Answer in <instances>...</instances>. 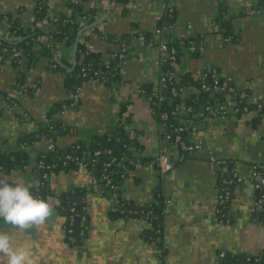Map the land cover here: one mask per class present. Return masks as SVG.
Here are the masks:
<instances>
[{
  "label": "crops",
  "instance_id": "obj_1",
  "mask_svg": "<svg viewBox=\"0 0 264 264\" xmlns=\"http://www.w3.org/2000/svg\"><path fill=\"white\" fill-rule=\"evenodd\" d=\"M38 1L0 0V11L18 15L21 10L20 17L28 25ZM43 1L61 9L68 0ZM163 1L130 0L125 7L111 4L106 10L100 0L86 3L88 8L106 11L98 17L101 22L95 25L97 29L90 27L86 33L87 44L103 60L121 49L120 43L110 42L104 35L122 38L143 32L153 40L139 44L136 38L126 44L128 59L121 82L113 88L98 80L82 84L78 106L53 116L65 126L54 143L65 150L128 119L137 144L126 150L127 178L118 193L120 199L146 206L155 201L158 188L163 190L170 202L164 221L166 264H215L221 251L264 253V218L255 204L258 180L253 174L256 164L264 169V123L254 129L242 114H231L228 121L209 116L201 124L206 126L205 131L198 132L202 149L193 157L180 159L182 152L162 136L163 129L143 93L145 87L156 90L161 78L156 31ZM257 4V0H178L175 35L197 37L200 43L199 57L184 51L178 72L198 77L206 68L215 67L221 76L230 78L234 86L258 97L264 105V17L258 13ZM222 14L232 19L237 40L226 37L229 41L225 42L223 35L213 34L212 21ZM55 49L56 61H74L73 47L59 44ZM52 66L43 56L27 73L25 83L34 90L30 95L19 94L23 119L8 101L17 90L18 71L9 61L0 68V151H19L21 139L32 133L35 140L25 143L29 158L48 151V138H39L38 132L52 120L54 107L70 95L65 86L66 73ZM192 136L190 141L195 139ZM209 150L214 152L215 161L209 157ZM162 152L180 159L164 176L151 162ZM227 161L236 163L234 173L243 182L234 189L228 216L216 222L220 174ZM12 180L25 187L40 184L38 173L31 167ZM48 183L56 194L43 208L0 204V264H160L158 247L147 238L148 222L113 217L117 199L93 172L76 166L51 175ZM61 194H70L88 216L87 233L76 246L65 237V219L58 209Z\"/></svg>",
  "mask_w": 264,
  "mask_h": 264
},
{
  "label": "trees",
  "instance_id": "obj_2",
  "mask_svg": "<svg viewBox=\"0 0 264 264\" xmlns=\"http://www.w3.org/2000/svg\"><path fill=\"white\" fill-rule=\"evenodd\" d=\"M77 1V2H76ZM89 0H68L64 3L61 9H54L55 15L51 14L49 9V4L47 2L40 0L36 3L34 8V15L36 22L42 21L44 19L49 20L52 23V30L49 33H45L41 30L32 31L31 27L24 25L23 19L20 17L21 10L18 11V15L14 13H5L0 15L2 19L3 16H7L11 23V30L20 40L11 42L5 41L0 37V66L4 65L7 61L13 65L18 71L17 78V88L19 86L25 85L28 87V95L32 94L34 88L26 85L25 77L27 73L32 69L35 63L40 57L46 56L52 63V67L56 70H63L66 73L65 86L67 92H75L78 88L82 87L84 82H89L91 80H98L102 82L109 88H113L115 85L121 82L122 70L124 64L120 59L112 60L109 67L104 65V61L97 52L88 51L86 46L81 42L88 38L86 28L97 27L94 25L100 14H104V10L92 9L86 7V3ZM168 1V0H165ZM130 0H111L112 4H120L126 6ZM262 0H258L257 9L262 6ZM178 9H175L173 18L165 17L163 20L158 22V29H161L162 39L168 41L169 55L171 50H176V62H171L170 56L167 54L163 57L161 70L163 72L177 71V66L180 63L181 57L184 51L190 46L191 43L197 44V37H185L180 38L175 35V24L177 21ZM58 16V19L55 20ZM85 18L86 24L81 26L78 22L79 19ZM214 32L216 35H223L226 37H232L234 40L238 39L235 34L232 24V19L227 18L225 15H221L214 20ZM46 35L47 40L45 42H39L38 37ZM105 39L110 42L120 43L121 49L126 48V44H130L132 40L143 37L144 42L148 39L149 42L153 40L149 34L143 32H136L130 35H126L122 38H118L114 35H104ZM64 44L75 49L74 61L69 63L64 60L56 61L54 48L59 45ZM15 49V51H14ZM127 49V48H126ZM18 52V55H16ZM114 52V51H112ZM111 52V53H112ZM110 53V54H111ZM129 50L127 49L126 60L128 59ZM200 53L195 51L192 53L193 57H199ZM0 67V68H1ZM90 69V71H89ZM218 72L219 83L225 82L228 78L221 76L217 68L211 67L206 68L202 74L196 77L194 74L186 73L180 74V80L184 83L185 91L178 96H173L171 94V84L168 86L167 90H163L164 101L156 108L155 115L160 121V116L163 113H167L169 116V124L172 128L168 127L163 130L162 136L165 138L167 135L174 136L175 130L180 127H184L185 131L183 137H186L191 132V125L200 126L204 119L212 116L211 111H216L221 107L233 104L236 108H242V106H247L251 111H253L252 116L249 120V124L254 129H259V127L264 123V105L261 109H257L246 101H241L239 97L234 96V94H229L228 92L216 93L214 91H205L202 89V84H206L211 87L214 85L215 78H211L213 71ZM85 71L88 72L87 76H84ZM98 73V76H94V73ZM206 75V79L203 80L202 77ZM237 93L242 91L238 87L234 86ZM192 90V91H190ZM3 91L0 89V94ZM145 92L147 95H153L150 88L145 87ZM246 93H249L245 90ZM71 100L68 98L63 103L55 106L54 113H52V120L44 124V127L38 132L39 138L43 136L55 139L58 136V131L65 127L61 120L55 119L54 114L62 110L64 104L69 105ZM10 106H12L10 104ZM209 108V110H208ZM19 117L24 118L22 110L17 107L15 108ZM128 119L126 123L120 124L117 127L108 130L107 132L94 136L89 141L78 140L73 145L65 150L56 147L54 151H49L46 153H41L35 158V162H43L44 164L57 163L58 167L50 170H40L35 168V171L41 177L40 184L38 187H25L13 182L12 178L21 174L29 168L30 158L29 155L24 151H15L11 153H6L0 151V204L3 202L2 197H6L5 191L7 189H12L18 192L26 190L28 194L26 196L19 195L20 200H30L33 208H43L45 206V201L47 196H54L56 193L54 190L50 189L49 183L42 179L45 173L49 176L58 173L60 171L69 170L76 167V165H63L64 157L67 154H72L75 156H88L87 169L93 172L96 178L101 179L103 184V177L108 175L112 180L114 185L121 187L126 181V160L122 161V158L126 155V150L135 146L137 142L135 137L131 135V131L128 128ZM49 126L53 127V131L49 129ZM66 130H69L67 127ZM34 133L27 134L21 139V143L25 144L35 140ZM169 144H173L169 141ZM99 153V155H96ZM105 164H110L109 167H104ZM228 165L230 172L229 174H234L237 169L236 163L232 161H227L224 165ZM258 171L264 176V169L258 166ZM44 183V184H43ZM108 191V189L105 187ZM235 189V188H234ZM232 191V195L234 192ZM109 192V191H108ZM119 190L117 191V203L129 202L131 205L126 210L125 214H121L118 211L113 210L112 216L116 218L123 219H140L151 213L152 226L149 228L148 240L154 243L158 248L163 250L164 255L166 253V244L164 241V221H165V209L167 207V199L161 188L156 190L155 201L146 206H137L134 203L120 199ZM264 194V188L261 191H257V197ZM231 195V198H232ZM230 198V200H231ZM61 203L58 205V209L64 219L68 218V209L74 203L77 207V212L80 214L79 218L85 216L87 221L83 226L81 222L75 223V236L77 238L76 245H79L87 233L89 220L87 213L72 199V196L68 194H61ZM230 201L226 204L224 212L230 209ZM115 204V205H116ZM131 210H137L139 213L133 215L130 213ZM66 224H64L65 226ZM84 229L85 235H80V230ZM160 230V233H157ZM163 264H166L165 260ZM223 264H264V253H259L256 255L247 254H234L233 252L226 251V256Z\"/></svg>",
  "mask_w": 264,
  "mask_h": 264
},
{
  "label": "built area",
  "instance_id": "obj_3",
  "mask_svg": "<svg viewBox=\"0 0 264 264\" xmlns=\"http://www.w3.org/2000/svg\"><path fill=\"white\" fill-rule=\"evenodd\" d=\"M262 6L257 10L258 13L264 17V0H262ZM77 2V1H76ZM258 2V0H257ZM100 3L103 5H101L102 7L106 8L111 6V0H100ZM178 5V0H168V1H163L162 4V12L160 13L159 16V21L163 20L165 17H169V18H173L175 9L177 8ZM49 9L51 11L52 15H55L54 9L55 7L52 5H49ZM4 12L0 11V15H4ZM55 20L58 19V16H56V18H54ZM98 20V19H97ZM86 19L82 18L79 19L78 22L80 23L81 26H84V24H86ZM99 21V20H98ZM203 21H206V19L204 18ZM97 22V21H96ZM95 22V24H96ZM24 23V22H23ZM214 21H212V25L214 26ZM94 24V25H95ZM25 26L27 27H31L32 31L35 30H41L45 33H49L52 30V23L47 20L44 19L42 21L36 22L35 19V15L34 18L32 19L31 23L26 25V23H24ZM88 29V30H87ZM87 33L89 31V28H86ZM162 30L157 28L156 31V36H157V46L159 49V64L160 67L162 64V60L163 57L165 55H169V47H168V41L167 40H163L162 39ZM0 37L3 38L5 41H11V42H15L21 39V37H18L14 34V31L11 30V23L8 20L7 16H3V18H0ZM47 40V36L46 35H42L40 37H38V41L39 42H45ZM229 39L226 38L225 42H228ZM87 48V53L90 52H96L92 47H90L87 44L86 40H82L81 41ZM137 42L139 44H144V38L143 37H138L137 38ZM15 51V49H14ZM54 53H56V49L54 48ZM186 52L190 53L192 55L193 52L195 51H200V48L193 42L190 44V46L185 50ZM126 54H127V49L126 48H122L118 51H114L111 54H109L108 59H106L104 61V65L106 67L110 66V63L112 60H116V59H120L122 61L123 64H125L126 60ZM16 55H18V52H16ZM170 58H171V62H176V50L173 49L170 52ZM1 67V66H0ZM90 71V69H89ZM123 71V70H122ZM88 72L85 71L84 76H87ZM94 76H98V73H94ZM218 72L217 70L213 71V74L211 76V78H215V82L214 85L209 87L206 84H202V89L205 91H214L216 93H222V92H228L230 95L234 94V96H237L240 98L241 101H246L254 106H257V109H261L263 106V103L261 102V100L254 96L251 97L249 95V93H246L245 90L240 91L239 93H237L234 89V86L231 85V79L228 78L225 82L223 83H219L218 79ZM203 80L206 79V75H204L202 77ZM94 81V80H91ZM171 84L172 88H171V94L173 96H178L180 95L182 92L185 91L184 88V83L182 82V80H180V73L177 71H170V72H163L161 70V78L158 84V87L156 90L153 91V95H147L145 91H143L144 94H146L148 102L151 105V108L155 114V110L156 108L164 101V96H163V90H167L168 86ZM29 92V89L27 86L22 85L19 86V88H17L16 91H14L8 98L9 104H11L14 109L17 107H20L19 105V94H23V95H27ZM69 99L71 100L70 104H64L61 110V114L66 113L69 109H72L74 107H77L80 99H81V88H78L75 92H71L69 95ZM230 104L224 107L219 108L216 111H211L212 115H215L219 118H221V120L223 121H228L229 116H231V114H242L243 116H246L249 120L252 116V112L249 107L247 106H242V108H236L233 104H231V102H229ZM209 110V108H208ZM160 128H162L163 130L167 129L168 127L172 128V125L169 124V116L167 113H163L160 116ZM49 129L51 131H53V127L49 126ZM191 132L193 134V138H195L193 141L191 140L189 143H187L186 141V137H183V133L185 131L184 127H180L177 128L175 130V134L174 136L171 135H167L165 137L166 141H171V143L173 144L172 146L176 149H178L181 152H186V153H197L198 151H200L202 149V144H201V139L198 138V132H199V126L197 125H191ZM49 140V147H48V151H54L56 149V145L54 143V139L47 137ZM19 151H24L26 153H28V146L26 144H20L19 146ZM96 155H99V153H96ZM209 157L215 161L214 158V152L212 150H209L208 153ZM87 160H88V156H75L72 154H67L64 157L63 160V165H76L78 167H86L87 168ZM125 159L122 158V161H124ZM154 165H156L159 168L160 174L162 176H164L166 173L170 172L173 170L174 166L172 165L171 161H170V156L167 155L166 153L162 152L160 154H158L157 156L152 158L151 161ZM218 163L220 164L221 161H218ZM222 164V163H221ZM110 164H105L104 167H109ZM258 166L259 164H256V166L253 167V174L254 176L257 177V179L261 176H263L260 171H258ZM29 167H31L32 169L35 170V168H38L40 170H50L53 168H57L58 164L57 163H53V164H44L43 162H35V158L32 157V159H30V165ZM223 170L221 172V190H220V203H219V208L217 210V215L214 218V220L216 222H222L228 215L226 212H224V208L226 206V204L230 201L231 195H232V191L233 189L238 185L241 184L243 182V179L240 177H237L236 174H232L230 175V169L229 166L226 164L223 166ZM49 175L48 173H45L42 176V179L47 181L49 180ZM41 180V177H40ZM104 180V186L108 189L109 193L111 194V196H113V198H117V191L120 189L119 186L114 185L112 180L110 179V177L108 175H105L103 177ZM44 184V183H43ZM262 188H264V178L261 181H257L256 185H255V189L256 191H261ZM51 189V188H50ZM52 190V189H51ZM28 194V192L26 190L22 191V192H18L12 189H7L5 191V195L7 197V199L5 197H2L3 202H10L12 203L14 206L16 207H22V208H27V209H31L33 208L32 203L30 200L26 199V200H20L19 199V195L22 196H26ZM50 196H47V199ZM45 201V204H46ZM170 202H167V207L165 209V213H167L168 211V205ZM256 207L259 209V211L262 213L263 218H264V194H261L259 197H257L256 199ZM131 204L129 202H123V203H119L116 204L114 206V210L118 211L121 214H125L126 210L128 209V207ZM77 207L75 205V203L69 207L68 212H69V216L68 218L65 219V234H66V239L67 241L72 244V245H76L77 242V238L75 236V223H80L81 222V226H83L85 224V222L87 221L85 216H82L79 218L80 214L77 212ZM131 214L133 215H137L139 213V211L137 210H131L130 211ZM144 220H146L149 224V226H152V220L153 218L151 217V213H148L146 217L142 218ZM80 235L84 236L85 232L84 229L80 230ZM157 233H160V230H157ZM226 256V251H221L218 253L216 259H215V264H223L224 263V259ZM165 258L164 252L163 250H161L160 248H158V254H157V259L160 262V264H163V260Z\"/></svg>",
  "mask_w": 264,
  "mask_h": 264
},
{
  "label": "water",
  "instance_id": "obj_4",
  "mask_svg": "<svg viewBox=\"0 0 264 264\" xmlns=\"http://www.w3.org/2000/svg\"><path fill=\"white\" fill-rule=\"evenodd\" d=\"M99 22H101V21H97L96 24H98ZM96 24H95V25H96ZM199 44H200V43L197 42V46H198V47H200ZM231 85L234 86V82H231ZM205 129H206V126H205V125H200V126H199V130H200V131H205ZM190 135H191V134H189V135L187 136V138H186L187 143L190 142V139H189ZM187 156H189V157H193V156H195V155L192 154V153L182 152V153H181V156H180V159H185ZM180 159H179V160H180ZM179 160H178L177 158L173 157L172 155L170 156V161H171V163H172L173 166L176 165V164L178 163ZM218 168L221 169V166H218ZM81 169H83L84 171H86L87 168H86V167H81ZM263 178H264V176H261V177H259L257 180H258V181H261ZM58 195H59V194H58ZM69 195H70V194H69ZM79 197H81V194L79 195ZM79 206H80V205H79Z\"/></svg>",
  "mask_w": 264,
  "mask_h": 264
},
{
  "label": "flooded vegetation",
  "instance_id": "obj_5",
  "mask_svg": "<svg viewBox=\"0 0 264 264\" xmlns=\"http://www.w3.org/2000/svg\"><path fill=\"white\" fill-rule=\"evenodd\" d=\"M46 205V204H45ZM65 237H66V234H65ZM67 240V239H66ZM72 245V244H71ZM74 246H76V245H74Z\"/></svg>",
  "mask_w": 264,
  "mask_h": 264
}]
</instances>
